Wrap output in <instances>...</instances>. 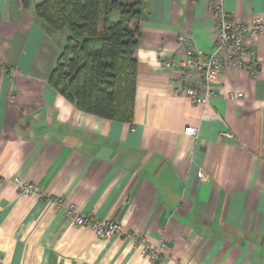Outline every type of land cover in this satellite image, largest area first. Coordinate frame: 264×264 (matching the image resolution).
<instances>
[{"label":"crops","instance_id":"1","mask_svg":"<svg viewBox=\"0 0 264 264\" xmlns=\"http://www.w3.org/2000/svg\"><path fill=\"white\" fill-rule=\"evenodd\" d=\"M38 1L0 0V264H152L143 244L161 242L153 264H264V31L244 37L257 73L224 68L219 95L195 105L162 64L184 59L182 34L213 49L208 1L141 0L133 118L122 122L48 83L67 31L36 17ZM223 7L264 23V0ZM14 177L43 196L20 193ZM70 204L120 230L75 225Z\"/></svg>","mask_w":264,"mask_h":264},{"label":"trees","instance_id":"2","mask_svg":"<svg viewBox=\"0 0 264 264\" xmlns=\"http://www.w3.org/2000/svg\"><path fill=\"white\" fill-rule=\"evenodd\" d=\"M28 6L29 0H22ZM141 0H39L35 15L67 31L48 83L84 112L131 122Z\"/></svg>","mask_w":264,"mask_h":264},{"label":"built area","instance_id":"3","mask_svg":"<svg viewBox=\"0 0 264 264\" xmlns=\"http://www.w3.org/2000/svg\"><path fill=\"white\" fill-rule=\"evenodd\" d=\"M212 9L214 18L213 49L208 53L196 49L191 37L182 34L178 37L179 43L184 50V59L174 62L172 59H165L162 67L168 71L173 70L174 83L195 105H207L210 100L219 95V91L214 88L218 74L227 67L246 68L252 74H256L258 68L249 59L250 51L247 48L244 37L245 32L250 31L253 35L264 31V23L260 17H254L249 26L235 20L231 13L225 11L224 0H206ZM197 78V83L191 84ZM223 95L229 99H238L242 93L234 91H223ZM217 117L210 115L209 117ZM197 127L188 125L184 128V134L196 137ZM224 136L230 133L222 132ZM13 182L18 186L20 193L24 195L35 194L43 196L39 187L33 182H22L18 177L13 178ZM52 204L61 205L62 200L55 198L50 201ZM67 216L75 225L90 227L97 236L109 237L120 230V223L114 219L100 220L91 213H80L78 208L70 204L66 209ZM133 237V236H132ZM166 248L165 243L157 245L143 244L142 252L149 256L153 264L160 259L162 250Z\"/></svg>","mask_w":264,"mask_h":264}]
</instances>
